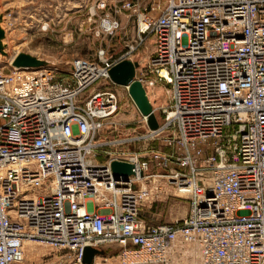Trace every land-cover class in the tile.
<instances>
[{
  "label": "built area",
  "instance_id": "obj_1",
  "mask_svg": "<svg viewBox=\"0 0 264 264\" xmlns=\"http://www.w3.org/2000/svg\"><path fill=\"white\" fill-rule=\"evenodd\" d=\"M113 7L136 17L140 45L154 41V79L135 78L168 87L165 124L102 140L116 92L81 99L134 47L113 62L103 50L73 59L69 83L50 66L0 73V264H29L26 241L60 254L37 264H86V247L110 246L116 255L91 264H181L192 248L200 264H264V0H168L156 17L133 0ZM119 26L101 23L106 35ZM160 139L168 150L121 148ZM114 161L131 175L115 176ZM171 197L189 203L184 218H140Z\"/></svg>",
  "mask_w": 264,
  "mask_h": 264
},
{
  "label": "rangeland",
  "instance_id": "obj_2",
  "mask_svg": "<svg viewBox=\"0 0 264 264\" xmlns=\"http://www.w3.org/2000/svg\"><path fill=\"white\" fill-rule=\"evenodd\" d=\"M122 0H0V15L4 20L6 56H0V73L9 74L14 71L10 58L16 54L26 53L47 62L46 66L56 71L55 80L65 83L71 82L68 76L69 66L73 59L83 58L97 61V54L105 52L109 61H117L130 47L135 51L129 54L128 60L138 63L135 77L147 81L154 79V75L147 70L148 59L153 54L152 38H146L144 44H139L136 34L137 19L129 12L114 13L113 6H120ZM141 10L149 16H158L167 6L168 0H133ZM102 3L106 4L101 9ZM119 22V28L112 34L102 32L101 23L106 16ZM22 75V74H21ZM114 90L118 96V111L116 116L106 124L103 139H135L145 135L149 129L142 120L132 102L127 89L114 85L111 80H98L91 85L81 96V99L98 89ZM149 101L159 126L165 124L161 108L170 102L168 87L163 83L146 89ZM172 129L161 137L171 135ZM122 149L138 151L139 149L168 150L161 143V139L154 142L141 140L121 146ZM100 158L98 161H103ZM177 207L171 209V204ZM156 204H166L158 212L159 222L166 221L167 217L181 219L188 212V202L177 198L161 200ZM155 205V204H154ZM36 246L33 254L28 251L25 256L29 264L40 263L42 259L60 260V254L51 248ZM44 255V256H42ZM116 255V254H114ZM42 256V257H41ZM198 253L192 248L188 260H193ZM185 260V261H188ZM112 261H115L113 259ZM183 261V262H185ZM181 264H184V263Z\"/></svg>",
  "mask_w": 264,
  "mask_h": 264
},
{
  "label": "water",
  "instance_id": "obj_3",
  "mask_svg": "<svg viewBox=\"0 0 264 264\" xmlns=\"http://www.w3.org/2000/svg\"><path fill=\"white\" fill-rule=\"evenodd\" d=\"M4 39V20L3 16L0 15V56L7 55V53L5 52L6 45L3 43ZM11 65L15 68L21 69L40 68L45 67L47 65V62L26 53H19L14 57ZM137 68L138 63L132 62L128 59H124L114 65L108 71V75L114 85L127 87L129 97L136 106L138 112L143 117H146V124L148 129L150 131H155L158 129L159 124L144 87L142 86L141 82L136 80L135 78ZM111 169L115 176H129L132 173L131 165L116 161L112 162ZM96 255H104V252L102 250L86 247L84 249L83 262L86 264H91L94 256Z\"/></svg>",
  "mask_w": 264,
  "mask_h": 264
},
{
  "label": "crops",
  "instance_id": "obj_4",
  "mask_svg": "<svg viewBox=\"0 0 264 264\" xmlns=\"http://www.w3.org/2000/svg\"><path fill=\"white\" fill-rule=\"evenodd\" d=\"M177 205H178L177 203L171 204L170 205L171 206V209H174L175 207H177ZM164 206H166V204H164V205L163 204H155L151 209H141V211H140V218L142 220H144L146 223L156 224V225L162 224V223H170V222L174 221V219H172V217L170 216V217H167L166 221L159 222L158 212ZM103 252H104V255L112 256V255L118 253V249L116 247L110 246V247H106L103 250ZM183 263L184 264H200L199 256H197L193 260H188V261H185Z\"/></svg>",
  "mask_w": 264,
  "mask_h": 264
},
{
  "label": "bare ground",
  "instance_id": "obj_5",
  "mask_svg": "<svg viewBox=\"0 0 264 264\" xmlns=\"http://www.w3.org/2000/svg\"><path fill=\"white\" fill-rule=\"evenodd\" d=\"M17 55V54H16ZM13 59H14V57H12V58H10V62H12L13 61ZM148 95V94H147ZM148 98H149V96H148ZM35 245H39V246H41V247H44L45 249L46 248H48V246L45 244H43V245H40V244H38V243H34V242H29V241H26L25 243H24V248H23V251H24V263H26V259H25V256L26 257H28L27 256V251L30 253V254H33L34 253V251H35V249H36V246ZM50 248V247H49ZM42 256H44V255H42ZM41 256V257H42Z\"/></svg>",
  "mask_w": 264,
  "mask_h": 264
}]
</instances>
